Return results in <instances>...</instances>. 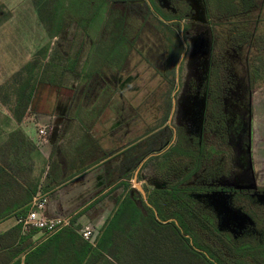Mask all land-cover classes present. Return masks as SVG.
<instances>
[{
    "label": "rangeland",
    "instance_id": "1",
    "mask_svg": "<svg viewBox=\"0 0 264 264\" xmlns=\"http://www.w3.org/2000/svg\"><path fill=\"white\" fill-rule=\"evenodd\" d=\"M93 1L0 0V87L3 86L1 93L10 100L12 95L9 85L13 74L35 56L38 55V58L44 62L49 55L55 54L57 51H61L64 55L67 52L73 55L78 51L79 60L75 71L80 72L79 76L67 75L58 86L45 87V90L38 89L36 92L38 97L45 99L44 102L36 103L31 110L38 109L37 106L45 109L52 108V113L63 108L78 110L82 113L81 120L87 125L93 119L92 115L95 117L108 107L115 112V118L109 120L110 125H115L117 128L124 127L126 130L131 129L126 133L124 140L118 139L117 147L119 148L123 142L122 146L126 145L127 147L129 135L132 139H136L140 133L144 132L145 128L150 131L165 120L162 118L163 115L160 117V113H157L155 107L162 95L171 92L169 91L171 83L167 80L172 81L173 79L174 81L178 74L179 88L176 97L182 105L188 95L193 93L197 84L206 76H211L215 78L214 82L221 80L222 90L220 93L244 92L243 94L247 96L251 94L252 166L259 179V187L264 189V61L261 63V59L258 58L253 62L256 56H264L262 54L264 52L260 50V42L264 38V8L240 12L228 19L218 18L201 22L194 20L191 7L192 12L181 19L177 26V32H170L167 26L160 23L157 19V11L153 8L137 17L138 20L134 27L138 29L139 33L135 39L134 49L123 69L118 72H107L106 70L105 74L99 72L89 80H85L81 68L92 46L97 44V50L109 47L107 46L108 39L103 40V36L107 31V21L111 9L115 6L112 0H105V3L95 13L90 8ZM95 1L97 3V0ZM154 1L160 8L169 12L176 11L175 0ZM185 1L191 4L194 0ZM61 7H66L73 16H76L78 8L82 13L86 12L84 16L82 13L77 14L78 20H82L84 25L80 27L76 22V17H73L62 32L56 36H50L49 33L54 28L53 23L55 19L59 18L56 14H59L58 10L60 11ZM112 17L118 18L114 12ZM180 25H183L186 31L182 32L184 41L181 39ZM242 33L247 36L250 34V40L243 42L242 39H239ZM256 36L258 38L255 43ZM177 37L181 44L179 52L176 48ZM251 41L253 45H251ZM235 43L240 44L236 45ZM185 45L186 50L175 73L177 61ZM167 46H173L176 56L171 58L169 53V67L162 66L161 63L163 59L166 60L165 49ZM101 63L96 58L97 66ZM253 69H256L255 72ZM247 81L251 83L249 84L251 88L244 91L243 88ZM71 92L72 101L64 103L62 101L64 95ZM51 99L54 100L52 104L49 102ZM45 100L49 103H46ZM145 101L148 103L147 108H145ZM241 102L243 101L239 99L236 103ZM226 103H231V101ZM64 104H66L65 107H63ZM227 109L230 110V107ZM1 111H8V107L0 102ZM2 115L0 113V125L6 127L7 120ZM157 116L158 118H156ZM178 119L182 122L181 113L177 115L176 121ZM34 121L39 122L37 119ZM42 121L43 118L35 126L37 129L43 128L47 131V125ZM123 130H118V134ZM158 160L159 158L155 159V161ZM159 176L162 177V175ZM140 180V176L136 180H132L130 188H128V184H122L124 188L130 189L132 198L138 205H141L143 199L135 187V181L144 185V190L151 193H155L156 190L162 191L167 187L166 180L159 177L157 180H146L144 183H141ZM177 186L179 187V185ZM149 200L147 198V201L151 203ZM205 200L219 209L221 214L225 215L228 223H240L239 220L242 222L248 220L244 215L242 216L245 220L237 218V215L228 210L223 194L217 196L212 193ZM259 201L264 205V194L259 195ZM156 218L159 220L162 217L156 214ZM187 223L191 230L188 229L184 233L181 226L179 229L184 241L197 242L202 245L205 243L216 244L213 236L207 230L202 229L192 220ZM160 227L162 232L159 233L154 232L148 226L144 229L145 235L142 230L145 242L139 244H133L134 239L133 241L122 239L117 236V233H113L112 245L106 246L105 250L115 264H194L186 263L191 258L182 256L176 245L172 248L165 242L183 240L179 237L174 238L168 232L170 226L161 225ZM24 229L29 230L30 228ZM107 230L100 241L111 243Z\"/></svg>",
    "mask_w": 264,
    "mask_h": 264
},
{
    "label": "crops",
    "instance_id": "2",
    "mask_svg": "<svg viewBox=\"0 0 264 264\" xmlns=\"http://www.w3.org/2000/svg\"><path fill=\"white\" fill-rule=\"evenodd\" d=\"M190 5L195 21L228 19L209 16L204 0H194ZM52 86L55 85L36 83L28 108L19 120L10 111L0 112L7 120L6 127L0 125V261L7 250L16 248L17 255L9 263L19 259L20 264H104L109 257L103 253L94 259L92 250L122 199L132 197L126 170H118L124 163V152L114 151L119 140L109 120L115 118V112L107 107L101 114L92 115L85 125L81 111L63 108L72 101V92L64 95L62 101L66 104L55 113L52 108L38 106L32 111L36 103L45 99L38 97L37 90ZM41 118L47 125L43 136L35 126ZM125 132L126 129L118 139H123ZM123 183L129 185L127 189ZM34 197L45 200L43 210L48 217L68 219L69 224L48 235L35 227L24 229L20 217L27 213ZM141 212L146 214V209L141 207ZM124 213L114 225L124 227L117 236L142 241L144 224L128 222L129 210ZM85 227L94 228L93 242L81 235ZM26 242L27 248L19 252L18 247ZM85 244L90 246L87 250Z\"/></svg>",
    "mask_w": 264,
    "mask_h": 264
},
{
    "label": "flooded vegetation",
    "instance_id": "3",
    "mask_svg": "<svg viewBox=\"0 0 264 264\" xmlns=\"http://www.w3.org/2000/svg\"><path fill=\"white\" fill-rule=\"evenodd\" d=\"M112 1L115 6L120 9L127 8L136 17L154 8L151 0ZM154 10L156 9L154 8ZM157 19L163 25L172 22L179 24L181 21L177 17H164L158 11ZM180 31L181 33L186 32L183 25ZM173 32H177V27ZM177 39L176 48L178 50L179 37ZM181 39L184 41L183 33ZM135 42L134 40L133 46ZM133 46L129 54L134 49ZM185 50L186 45L177 61L176 69H178ZM165 51L166 60L163 59L161 63L162 66L169 67V58L175 56L173 46H167ZM214 79L211 76H206L197 84L193 93L188 95L182 105L176 97L179 88L178 74L174 81L173 79L172 81L167 80L171 83L169 90L171 92L162 95L155 107L157 113H160V117L163 115L162 118L165 120L150 131L145 128L144 132L140 133L136 139H132L129 135L128 148L126 145L122 146L123 142L120 144L122 147L119 146L114 151L118 154L121 153V150L124 152V163L122 162L118 170H126L125 174L129 182H132L134 176L136 179L140 176V179L143 180L141 183L146 180H157L159 177L166 180L167 187L165 189H168L171 185L181 181L178 185L185 188L183 190L187 196L197 200L214 214L216 227L218 219L224 218V216L221 214L222 212H220L221 215H217L219 209L213 207L205 198L212 193L217 196L225 195V204L249 217L243 222L239 220L240 223L227 222L225 224L222 231H227L236 237L253 228L254 225L252 216L244 210L241 204L243 197L249 198L250 204L255 203L264 208V205L259 201V195L264 194V189L259 187V179L252 166L251 94L247 96L243 94L244 92L220 93L222 90L221 80L214 82ZM249 84L248 81L245 83L244 91L251 88ZM239 99L243 102L236 103ZM229 100L231 103H226ZM144 104L147 108L148 103L145 101ZM179 105L181 106L180 110L178 109ZM228 107L230 110L227 109ZM179 112L182 115V122L179 119L176 121ZM122 129L124 127H115L116 140L123 136V131L118 134V130ZM128 130L127 132L131 129ZM173 145H178V147L170 151ZM181 152H186V154ZM156 158L159 160L155 161ZM161 164H164L165 167L160 166ZM158 166L162 169L157 168ZM144 191L148 198V194L151 192ZM141 196L143 199L142 194ZM148 206L151 207V204ZM152 209L156 212L154 208ZM170 219L174 220L180 229V225L174 218L164 221H170Z\"/></svg>",
    "mask_w": 264,
    "mask_h": 264
},
{
    "label": "trees",
    "instance_id": "4",
    "mask_svg": "<svg viewBox=\"0 0 264 264\" xmlns=\"http://www.w3.org/2000/svg\"><path fill=\"white\" fill-rule=\"evenodd\" d=\"M94 1L92 2L90 8L91 11H95V13H97L99 8L105 3V0H97V3ZM151 1L154 8L164 17L171 16L183 19L192 12L190 4H188L185 0L174 1V6L176 8L175 12H169L163 8H160L154 0ZM204 1L208 15H222L227 18L241 11L248 12L253 9L261 10L264 8V0ZM61 8L60 11L58 10L59 14H56V16H59V18L55 19L53 23L54 28L49 33L50 36H56L58 33L62 32L66 24L69 23L73 17H76V22L80 27L84 25L83 21L80 19L78 20L77 18V14L82 13L80 11L81 9L78 8L76 11L77 13H75L76 16H73L66 7ZM113 12L118 17L117 19L112 17ZM85 14L86 12L82 13L83 16ZM137 20L138 19L136 15L128 11L127 8L120 9L117 6H113L107 21V31L103 36V40L108 39L107 46L109 47H102V49L97 50V44L92 46L81 68V72H83V79L89 80L94 76V74H98L99 72L105 74L106 70L107 72H118L121 70L133 46V42L139 33L138 29L134 27L136 26ZM178 25L179 24L177 22H172L170 24H166L165 26H167V28L173 32ZM257 38L258 37L256 36L254 42ZM239 39H242L243 42L248 41L250 40V34L247 36L245 33H242ZM240 43L242 42L240 41ZM240 43L235 44L239 45ZM251 45H253L252 41ZM260 45V50L264 52V38H262ZM179 47H181L180 41L178 42V52ZM78 55V51L73 53V55L68 52L64 55L61 51H57L55 54L49 55L48 59H46L44 62L38 58V55L35 56L32 60L26 62L21 69L13 74L11 79L12 81L9 85L12 95L10 100L7 99L3 93H1V88L3 86L0 87V102L7 105L8 111L11 112L15 120H19L28 108L36 83L41 82L58 86L67 75L75 74L79 76L80 72L75 71L76 64L79 60ZM96 58L102 62L98 66L96 64ZM258 58L261 59V63L264 61V56L259 55L253 59V62ZM255 70L253 69V72H255ZM177 147L178 145H173L170 151L177 149ZM181 153L186 154V152ZM160 166L165 167L164 164H161ZM162 167L158 166L157 168L162 169ZM180 182L181 181L178 183ZM178 183L176 184L178 185ZM176 184L171 185L168 189H163L162 191L156 190L155 193L148 194V198L150 199L149 201H151V207L148 206L143 200L141 205H138L135 203L133 198H130L129 196L122 199V201L119 203L118 210L116 211L113 218L107 223L101 238L99 241H97L96 247H94L92 250L93 258L95 259L97 254L100 257L103 256V253H105L109 259H105L104 264H115L105 248L108 245H112V237H114L113 233L115 234L119 232L120 234L123 232V226L119 227V225H117L115 227L114 225L120 221V219L125 215L124 212L128 209V222H142V224H144L142 227L143 231L148 226L154 232L159 233L162 232V230H160L161 225L170 226V230L168 232L174 238L179 237V239H182L183 241L165 242L171 245L172 248L174 245H176L179 251H181L182 256L186 258L190 257V261H186V263L264 264L263 207L255 203L250 204V199L243 197L241 204L244 210L252 216L254 225L253 228L248 229L234 237L231 233L218 229V227H216L214 214L204 208L197 200L187 196L184 191L185 188L178 187ZM141 207L146 209V214L141 212ZM152 208L156 210V214L162 217L161 219L158 220L156 218ZM26 209H29V206ZM25 214H23L21 217H23ZM169 217L174 218L178 222V224L182 227V232L184 233L190 229L187 222L189 220L194 221L195 224H197L202 229L207 230L210 235L213 236L214 242L216 244L214 245L212 243H205V245H202L197 242L190 243L189 241H184V238L180 234L179 228L175 224L174 220L164 221ZM106 230L107 233L110 234L109 237L111 240H109L111 243H107V241H100ZM140 242L144 243L145 241H143L142 238V241H133V244H139ZM28 244L29 243L26 242L18 247L19 252H23L27 248ZM89 247L90 246L87 244L84 245V249L86 250ZM5 253L6 256L0 261V264H20L19 259L9 263L11 258L17 255L16 248L15 250L10 248ZM88 264L91 263L89 262Z\"/></svg>",
    "mask_w": 264,
    "mask_h": 264
},
{
    "label": "built area",
    "instance_id": "5",
    "mask_svg": "<svg viewBox=\"0 0 264 264\" xmlns=\"http://www.w3.org/2000/svg\"><path fill=\"white\" fill-rule=\"evenodd\" d=\"M38 133L43 136L46 131L43 128L38 129ZM44 199L32 198L27 213L20 218L24 228L35 227L40 229L45 235L55 232L64 225L69 224L68 219L48 217L44 213ZM81 235L87 240L93 242L95 238L94 228L85 227L81 229Z\"/></svg>",
    "mask_w": 264,
    "mask_h": 264
},
{
    "label": "water",
    "instance_id": "6",
    "mask_svg": "<svg viewBox=\"0 0 264 264\" xmlns=\"http://www.w3.org/2000/svg\"><path fill=\"white\" fill-rule=\"evenodd\" d=\"M182 55H183V54H182ZM181 57H182V56H181ZM176 71H177V69H176ZM133 180H136V176L133 177ZM135 186H136V188L141 192V194L143 195V199H144V201L146 202V204H147V205H150V204L148 203V201H147V197H146L145 191L143 190L141 184H140L138 181H135ZM226 205H227V204H226ZM227 206H228V205H227ZM228 210H229L230 212L234 213L235 215H237V218H240V219H242V220H245V218L242 216V215H244V216H246V217L249 219V217H248L246 214L240 212L239 210H233V209L230 208L229 206H228ZM155 213H156V212H155ZM219 214H220V211L217 212V215H219ZM220 215H221V214H220ZM250 221H251V220H250ZM227 222H228V221L225 219V215H224V218H219V219H218V225H217L218 229L223 230V228H225V224H226Z\"/></svg>",
    "mask_w": 264,
    "mask_h": 264
}]
</instances>
